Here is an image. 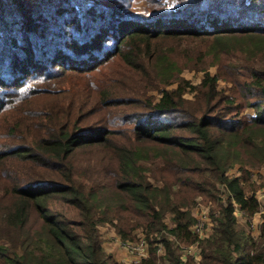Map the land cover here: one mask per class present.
Here are the masks:
<instances>
[{
  "label": "trees",
  "instance_id": "16d2710c",
  "mask_svg": "<svg viewBox=\"0 0 264 264\" xmlns=\"http://www.w3.org/2000/svg\"><path fill=\"white\" fill-rule=\"evenodd\" d=\"M177 1L135 13L106 0H0V264H125L102 226L125 241L146 234L150 258L138 264H264V221L256 238L236 208L260 211L251 174L264 167V0ZM166 23L181 29H154ZM164 38L207 45L205 61L231 71V93L210 73L168 90L178 63L150 46ZM118 61L164 87L142 102L144 117L106 77ZM238 165L244 182L229 175ZM198 199L216 205L203 240L191 230ZM193 245L200 262H184L181 246Z\"/></svg>",
  "mask_w": 264,
  "mask_h": 264
},
{
  "label": "rangeland",
  "instance_id": "374dc122",
  "mask_svg": "<svg viewBox=\"0 0 264 264\" xmlns=\"http://www.w3.org/2000/svg\"><path fill=\"white\" fill-rule=\"evenodd\" d=\"M107 3L109 4H118V6H127L132 3L133 10L135 13H145L146 9L152 2V0H106ZM155 2L161 3V0H154ZM111 2V3H110ZM163 3H166V7L169 6L171 7L168 10H172L175 8V6H178L180 3L177 0H163ZM164 5V4H162ZM156 7L158 8V5L156 4ZM162 11V10H160ZM165 29L166 31L169 32H174L177 30H180V24H175L172 25L170 23H166L161 27L154 28L155 30L159 29ZM156 33V32H155ZM151 50L152 51H158L162 50L166 52L169 57L171 58L172 61L178 63V74L177 77L175 78L176 83H174L172 86H168L167 89H176L179 87L180 84H183V86L188 85L189 83L192 84V86L198 87L206 73H210L212 76H219V90L226 91L227 95H229L231 92L229 89L234 87V82L230 77L231 71H229V68L222 67L223 64H218V62H215V58L205 61L204 58V53L208 48L207 45L202 43L200 40H192V39H172V38H164V39H159L155 40L150 44ZM189 52V54L187 53ZM204 58V59H203ZM235 63V60L232 58H226L223 63ZM148 66V65H147ZM206 70V71H205ZM106 77L108 79L114 78V81L112 82L111 86H113V90H116V92L119 94L118 97H125L128 98L132 101L136 99L137 97L139 98V102L135 104L133 107L136 108L132 111V113L137 114L138 116L144 117L146 114H148L146 111L141 110L142 109V102H145L146 100L153 99V100H159L161 97V91L164 90L163 86H159L158 84L151 85L149 83V76L151 74L150 69L148 68L149 74L147 73H135L128 69L126 66H124L122 63L119 61L115 64L112 65L111 67H107L106 70ZM242 76L244 73H240ZM136 76V79L130 78L132 76ZM152 75V74H151ZM237 80H240V84L242 86H245L246 84V78L245 77H238ZM136 89V90H143L146 92L144 97H141L142 95H133L129 94L127 92V89ZM184 96L188 101L195 102L196 99V93H194L189 86L186 87V89L183 91ZM148 102V101H147ZM240 100L236 103L238 105ZM223 103V101H222ZM220 105V103H219ZM254 110L249 108L246 109L244 112H241L240 116H245V115H253ZM119 129H125L126 127H118ZM128 128V127H127ZM156 167L162 166L163 161L162 160H157L154 164ZM238 165L234 167L230 172L229 175L233 177H240L241 180L244 182L245 181V171ZM253 173L251 174V182L253 184H256L257 186H260L259 190L256 192V195L259 192L264 191V167L255 169L252 171ZM220 190L225 192L224 186L220 187ZM253 194V193H251ZM226 195V194H225ZM223 196V199L227 198V195L225 197ZM220 198V196H219ZM198 204L195 206L193 212L195 217L198 218L202 215L203 212H207L208 215L210 216L211 221L213 222L212 219V211L216 210V205L214 204H205L202 199H198ZM240 218V217H238ZM173 217L168 215L166 218V223L169 225V227H173L172 223ZM239 225L241 229H245L249 231L251 234L253 233L254 236L258 235V225L256 227H253L251 225H248V223H245V220H243V217L240 218L239 220ZM101 232L104 236V240L106 242V246L111 248L112 241L110 239L105 238V236H109L110 232H115V237L117 238L115 242L117 243V246L122 249L119 240H122L117 234L115 228H111L109 226H102ZM139 237H145L146 234L143 233L142 230L137 231L136 233ZM147 239V238H146ZM129 254L121 253V252H116L114 253L113 257L119 262L118 259H120V255L126 256L127 261L121 262L125 264H134L135 261H137L139 258L135 255H132L130 252L127 251Z\"/></svg>",
  "mask_w": 264,
  "mask_h": 264
},
{
  "label": "built area",
  "instance_id": "2783aa9c",
  "mask_svg": "<svg viewBox=\"0 0 264 264\" xmlns=\"http://www.w3.org/2000/svg\"><path fill=\"white\" fill-rule=\"evenodd\" d=\"M256 198L260 204V211L256 215L264 217V191L259 192L256 195ZM236 208H237L238 217H241V218L243 217L247 221V223L252 226V228L256 227L255 222L254 221L252 222V220L254 219V217L256 215L252 219H250V218H248V216L245 213H243L242 211L239 210L238 206ZM213 226H214V224L211 221L208 213L203 212L202 215L198 218L197 224H195L191 228V230L195 235H198L200 237V239L203 240V239L208 238L211 235V233L213 231ZM258 231H259V229H258ZM254 237H256V236H254ZM119 242H120V245H121L123 250H125L126 252L128 251L132 255H135L139 258L137 261L134 262V264L141 263L144 260H147L150 258V245H149L148 240L146 239V236L145 237L140 236L139 240L134 241V242L125 241V240H119ZM179 252H180L181 258L184 262H187L189 257H193L197 263H199L201 260V249H200V247H198V245L181 246V249ZM159 254L165 255V250H164L163 245H161V247L159 249Z\"/></svg>",
  "mask_w": 264,
  "mask_h": 264
},
{
  "label": "crops",
  "instance_id": "0c3cea01",
  "mask_svg": "<svg viewBox=\"0 0 264 264\" xmlns=\"http://www.w3.org/2000/svg\"><path fill=\"white\" fill-rule=\"evenodd\" d=\"M241 218V217H240ZM240 218H239V220H240ZM264 217H261V216H258V215H256L255 217H254V219L252 220V222L254 221L255 222V224L256 225H258V226H260V224L264 221V219H263ZM243 220H245L244 218H243ZM245 223H247V221L245 220ZM249 225V224H248ZM258 229H259V227H258ZM115 232L113 231V232H110V234H109V236H105V238H107V239H110V241H112V247L111 248H109V247H107L106 246V242H105V244H104V247H105V249L107 250V252L108 253H110V254H114V253H116V252H121V253H125V254H128L125 250H123V249H120L118 246H117V243L115 242V240L117 239L116 237H115V234H114ZM258 235L256 236V237H258L259 235H260V231H258ZM254 236V235H253ZM103 238H104V236H103ZM129 255V254H128ZM114 256V255H113ZM119 260V262H124V261H127V258H126V256H123V255H120V259H118ZM126 263V262H125ZM132 264V263H131Z\"/></svg>",
  "mask_w": 264,
  "mask_h": 264
}]
</instances>
